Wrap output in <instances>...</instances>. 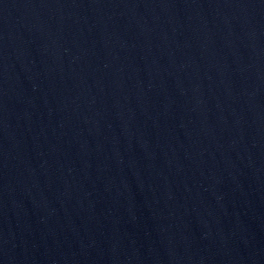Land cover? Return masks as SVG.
I'll return each instance as SVG.
<instances>
[{
	"label": "water",
	"instance_id": "obj_1",
	"mask_svg": "<svg viewBox=\"0 0 264 264\" xmlns=\"http://www.w3.org/2000/svg\"><path fill=\"white\" fill-rule=\"evenodd\" d=\"M0 264H264V0H0Z\"/></svg>",
	"mask_w": 264,
	"mask_h": 264
}]
</instances>
